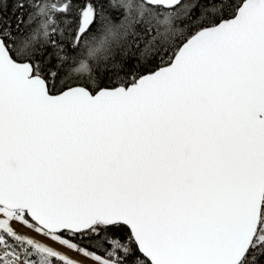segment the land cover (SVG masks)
<instances>
[{"label": "snow or ice", "instance_id": "1", "mask_svg": "<svg viewBox=\"0 0 264 264\" xmlns=\"http://www.w3.org/2000/svg\"><path fill=\"white\" fill-rule=\"evenodd\" d=\"M0 264H264V0H0Z\"/></svg>", "mask_w": 264, "mask_h": 264}]
</instances>
